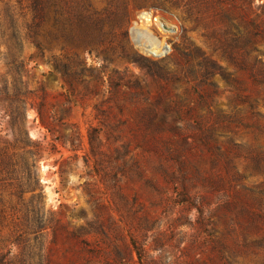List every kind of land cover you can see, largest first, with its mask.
Segmentation results:
<instances>
[{
    "label": "rangeland",
    "instance_id": "obj_1",
    "mask_svg": "<svg viewBox=\"0 0 264 264\" xmlns=\"http://www.w3.org/2000/svg\"><path fill=\"white\" fill-rule=\"evenodd\" d=\"M187 1L151 0L138 7L129 0L128 35L115 36V53L78 48L85 71L71 101L61 73L23 38L19 51L28 65L22 79L31 91L25 127L41 151L34 164L28 148L15 147L0 110V252L19 250L10 241L16 216L38 212L46 222L50 264H264V167L257 169L256 162L264 153V83L240 68L242 50L233 49L231 57L216 39L251 38L250 67L252 49L264 52V38L256 39L241 13L252 18L264 0H224L230 19L218 21L196 9L188 14ZM94 3L100 8L106 0ZM141 11L156 21H139ZM11 15L23 32L17 0H0V78L10 81ZM123 49L158 62L161 76L118 56ZM52 52L61 50H46ZM204 59L238 78L244 91L207 73ZM210 93L212 113L199 103ZM235 93L258 102L263 116L251 114ZM233 105L236 115L225 127L216 111L229 113ZM22 156L29 166L16 164ZM18 168L23 181L30 173L38 178L34 190L19 191Z\"/></svg>",
    "mask_w": 264,
    "mask_h": 264
},
{
    "label": "trees",
    "instance_id": "obj_2",
    "mask_svg": "<svg viewBox=\"0 0 264 264\" xmlns=\"http://www.w3.org/2000/svg\"><path fill=\"white\" fill-rule=\"evenodd\" d=\"M134 4L138 7L150 3L151 0H133ZM173 1L175 4H179L180 0H167ZM224 0H188L186 5V12L192 14L194 9L200 12L202 15L211 16L212 20L218 21L225 18L230 19L227 11L222 8V2ZM245 1V0H243ZM155 3V2H151ZM19 14L25 20L23 32L19 28L16 21L11 15L12 32L11 38L14 40L15 52L12 54V58L7 60L8 68L13 74V80H9L8 77L2 76L0 78V110L3 111L4 116H7V122L13 133V140L11 143L18 148H28L32 153V161L36 163V157L39 156L41 146L39 142L33 140L26 127L25 120L27 118V104L31 91L25 86V82L22 79V74L26 70L28 61H26L20 54L23 46V38H28L35 45L37 49V55L45 58L48 62H51L53 68L60 72L65 83L66 97L68 101L73 99L76 91V85L82 82V74L85 68L82 64L85 59L81 58L78 48H83L85 51L91 52L96 47H103L105 50L115 53L116 46L112 44L115 36L118 34L127 36V22L129 0H106V4L102 7H97L94 0H17ZM258 8H262L261 12L251 18L245 16V13H241V19L246 21L256 30V39L264 38V1L257 5ZM229 28V27H228ZM230 29V28H229ZM226 29L224 35L230 32ZM216 37V36H214ZM221 46L225 48V51L231 55L233 49L242 50L240 53V59L238 65L241 69L250 68L256 75H260L261 78L255 76L257 83H264V59L260 56V53H264L258 46L254 47L256 53L249 64L246 60V55L249 53L248 46L251 43V38H246L234 34L230 38L224 36V40L216 37ZM55 46H59L60 53L46 54V50H51ZM68 48L72 50L71 53H67ZM124 48V47H123ZM251 50V51H252ZM64 52V53H63ZM118 56L131 59V61L139 63L142 67L146 68L150 75L161 76L162 68L158 62L152 61L138 52H130L123 49V52L117 54ZM112 56H106L111 58ZM232 57V55H231ZM234 59V58H231ZM207 73H219L227 82L231 83L239 90L244 91L242 82L238 78H230V75L226 74L215 63H208L206 59L201 64ZM136 86V85H135ZM136 87H140L139 85ZM215 93V91H214ZM210 100L205 99L206 96L201 95L199 103L207 106L209 113H212L210 105L215 103L213 93L205 94ZM238 97V101L248 102L245 99L246 96L235 93ZM72 97V98H71ZM251 114L259 116L263 114L257 110L258 102H248ZM194 108L189 106L191 111ZM236 109V105H233L231 112H224L222 108L217 109V115L220 120L227 121L225 127L231 126V118L236 115L232 113ZM153 115L149 114L151 121L154 119ZM198 127L204 130V125L197 119ZM211 137H215L217 124H212L208 127ZM92 131H96L92 129ZM92 132H90V141L94 140ZM69 139V138H67ZM257 169H263L264 165V153L258 152L256 158ZM18 166H29L28 158L22 156L21 160H17ZM15 178L18 179V186L20 192H25L30 187L34 190L39 180L36 176L28 174L27 180L23 181L24 175L21 173V169L15 170ZM18 221L15 222L13 229V238H11L12 245H16L19 250L17 253H13L12 256H8L11 248L6 252H0V264H50L46 258L44 251V234L46 222L42 214L33 212V214L25 213L23 216H16ZM135 247V251L140 256V250Z\"/></svg>",
    "mask_w": 264,
    "mask_h": 264
},
{
    "label": "bare ground",
    "instance_id": "obj_3",
    "mask_svg": "<svg viewBox=\"0 0 264 264\" xmlns=\"http://www.w3.org/2000/svg\"><path fill=\"white\" fill-rule=\"evenodd\" d=\"M139 21H142L144 23L154 22V15L150 11H141L138 15ZM158 20V18H156ZM156 21V20H155ZM163 47L165 45H162Z\"/></svg>",
    "mask_w": 264,
    "mask_h": 264
}]
</instances>
